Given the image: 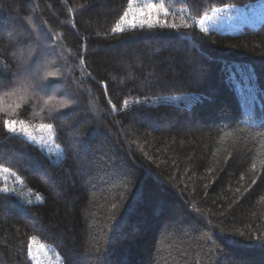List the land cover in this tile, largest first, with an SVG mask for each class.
Here are the masks:
<instances>
[{
    "label": "trees",
    "instance_id": "trees-1",
    "mask_svg": "<svg viewBox=\"0 0 264 264\" xmlns=\"http://www.w3.org/2000/svg\"><path fill=\"white\" fill-rule=\"evenodd\" d=\"M257 1L166 0L178 30L113 32L127 0H0V264H264V21L194 23ZM41 45L55 86L5 95Z\"/></svg>",
    "mask_w": 264,
    "mask_h": 264
},
{
    "label": "snow or ice",
    "instance_id": "snow-or-ice-1",
    "mask_svg": "<svg viewBox=\"0 0 264 264\" xmlns=\"http://www.w3.org/2000/svg\"><path fill=\"white\" fill-rule=\"evenodd\" d=\"M128 2V9L124 11L123 15L120 16L119 22L117 23L116 27L113 29V32H122L124 31V27L121 25H127L130 28H144L145 26L149 29L155 28L157 26L161 28H171L173 30H178L180 25L176 23L169 24L167 22V17L169 15H174V13L170 12L169 7L166 4V0H139V3H137V0H127ZM134 5H136L134 7ZM218 11L216 8H211V12L213 13L212 16H209L207 13H205L203 16L200 17L198 21H195L194 23L198 24L200 26V30L202 32H207L208 28L205 26L208 22L212 21L215 17V13ZM130 13L132 14V18L129 19ZM161 16H163L165 19H161ZM31 21H29L30 23ZM183 27L189 28L192 27V24L188 23L187 21H183ZM23 55V53H21ZM83 63V61H81ZM59 75L57 72H46L42 77L35 76L32 78L30 83H26L24 81H21L20 84L15 87L11 92L5 93V95H16V93L20 91L27 92L28 88H39L41 91L47 93L52 89V87L55 86V81L50 80L49 78H55ZM42 81H44L42 83ZM20 99H24V96H20ZM54 99V97L49 96L47 99L44 100V105L48 106L50 105V110L55 109L57 105L51 104V101ZM20 105L17 104L16 108H19ZM59 108H66L68 107L67 102H61L58 106ZM115 107V106H113ZM13 110L12 105H8L7 109L0 107V111H9ZM41 111H44V108H41ZM4 128L7 129L10 133H16L17 128L19 125V132L24 133L25 135L29 136V138L34 139L32 137V134L28 131V126L24 124L23 121H16V120H8L5 119L3 121ZM40 129H47L50 133L53 132V125L52 124H41ZM255 167V166H253ZM0 172L3 173H9L10 170L8 168L0 169ZM14 175V173H13ZM0 191L7 192V188H2ZM31 249L32 244L29 243V256H31Z\"/></svg>",
    "mask_w": 264,
    "mask_h": 264
},
{
    "label": "rangeland",
    "instance_id": "rangeland-1",
    "mask_svg": "<svg viewBox=\"0 0 264 264\" xmlns=\"http://www.w3.org/2000/svg\"><path fill=\"white\" fill-rule=\"evenodd\" d=\"M135 6L136 5H134V7ZM216 9H218V11L215 13L214 19L205 25L208 28V30H216L220 32H234L245 26L256 27L264 21V0L249 3L243 6H224ZM207 14L209 16L213 15L211 11ZM131 18H132V14L130 13L129 19ZM198 27L200 26L198 25ZM28 51L29 52L25 53V56L27 57V61H24L22 63L20 67V72H18V77L20 79H23V77L25 78L29 72H32L30 78L32 80L33 77L39 76L41 68L46 64V63L43 64V61H46V59L43 58H46V53L48 50L41 45L39 47L34 48L33 50H28ZM34 54L37 55V58H36V63L32 65L30 61L32 60L31 57ZM44 71H46V69H44ZM32 89L33 92L35 93L41 92L39 88H32ZM24 99L30 100L31 103L32 100H34L32 99V96L28 97L27 95H24ZM37 105H39V103H37ZM38 110H40V108H37L35 112ZM31 126L33 127L34 133L36 134L43 133L41 137L47 138L48 131L46 132L45 129L41 130L39 125H31Z\"/></svg>",
    "mask_w": 264,
    "mask_h": 264
}]
</instances>
